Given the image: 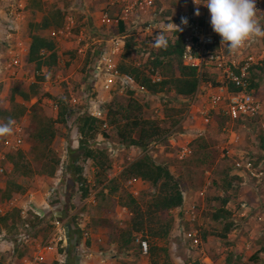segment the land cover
I'll return each mask as SVG.
<instances>
[{
    "label": "rangeland",
    "instance_id": "obj_1",
    "mask_svg": "<svg viewBox=\"0 0 264 264\" xmlns=\"http://www.w3.org/2000/svg\"><path fill=\"white\" fill-rule=\"evenodd\" d=\"M75 1L76 0H55L54 3L57 4L58 2H65L67 7H70L72 3H75ZM14 2L15 0H0V15H2L1 13L4 15L5 13L6 17L3 20L6 24L8 18L6 15V10L12 8ZM84 2L85 1L83 0H77L76 7L78 4H84ZM185 2L186 0H159L158 5L161 8H164L165 15L178 16L182 7H184ZM44 3L45 5H48L50 4V0H44ZM88 4V8H91L92 2H89ZM109 4V6H112L111 3ZM25 5L30 10L26 18L28 25L25 27L21 26L20 29L18 27L15 29L13 33H18L20 30L23 32L20 34L18 33L20 38L18 35L14 37L16 41L24 39L26 40L28 37L31 38V29L29 26V23L32 21L31 9L29 7V3L26 2ZM1 7H3L5 10L2 11ZM81 7L84 6L81 5ZM42 16L43 15L41 12L37 13L35 15L34 22L40 21ZM66 16L67 14H65L64 20H66ZM257 16L260 20V23L264 25V8L260 13L257 14ZM0 18L2 17L0 16ZM76 18L78 26L72 30V34L67 37L63 36L61 38H56L60 52V60L58 64L52 66L49 69L45 67L42 71H40L39 74H37V76H46V80L42 84L39 83L41 84L38 86L40 93L35 98L25 101L28 109L23 117L27 126L25 129V143L22 149L26 152L27 156L31 160L36 173L35 176L31 178L19 175L13 173V171L10 172L12 165L9 164V177L17 179L19 182H22L29 188L38 189L37 191L39 192V199L43 202H48L50 206L45 209V213L41 212L37 208V211L35 212L30 206L31 202H34L30 199L31 195H27L25 198L18 197L16 204H19V206L27 204V213L22 214L20 212L24 218L36 220L34 218L35 214L43 217L37 221V224L34 227L18 226L12 229L10 233L12 235L10 236L12 239H14L15 244L13 248H16L17 250L28 248V243H26L25 246H21L20 243L31 239V246L38 250L39 245H41L44 241L54 237L56 227L53 222L59 219L65 226L68 222L72 223L74 226H76L77 223L81 224L82 226L83 224H87L88 227L93 229L95 233L101 234L104 237V241L102 243L95 242L94 251L97 250V252L99 251L104 253L107 258L114 255L112 256L115 262L114 264H152L150 257L148 255L139 253V250L136 248L137 246L131 245L132 247L129 248L120 247V232L122 229H125L128 226L132 214L128 209L126 210L119 203L118 196L122 191H118L116 193H111L110 191L111 186L118 184L123 189L129 192L131 191L132 188L127 184L128 180L124 178L121 179L122 177L120 174L127 165L142 157L148 150L146 151L145 149L139 147L125 145L118 132L120 127L118 122H109L107 127H105L107 135H98L89 143L92 147L101 148L105 152V155L102 159L105 160L104 167L106 169L98 164H95L92 159L86 158L82 154V150L78 149L80 136L78 132L77 116L80 114V109L77 110L76 107L73 115L68 117L67 123H57L55 125L57 130L56 137L52 140L49 146L37 144L32 139L31 134L34 132V125L41 116L54 118L58 117V107L55 103V98L58 99L59 96L66 97V95L69 94V102H71V100L73 102V96H75L78 98V100L84 101L87 105H89L91 99H94L91 97L97 96V92H93V90L96 87L99 88L101 80H99V78L94 79L89 74L85 75L86 71L84 68L87 65H85L84 55L78 52V48L76 46H71V42H79L81 37H87L86 31H84L83 36H81V29L79 27V23L84 18V13H78ZM86 24L88 26L87 21ZM127 31L129 32V36L133 35L132 38L134 40L132 41L130 54L125 60L126 63L139 67L147 74H151L152 67H154L151 62V56L155 54V51H159L160 47L156 45V41L152 40L147 32L141 30L140 28H131ZM42 33L49 36L47 30L42 31ZM258 39H261L262 43L264 44V38ZM64 41L65 44H63ZM256 45L257 47H260V42H258ZM25 60H27V64L24 66L25 73L22 72V74H24L23 77H6L2 82L0 87V105L3 108H10L12 106L11 89L13 86H19L27 89L32 83L38 81L37 76L35 77V80L31 79L33 71L36 68L35 63H28V56H26ZM165 60L166 61H164V64L162 66H158V69H156L157 73L161 74L163 78L164 76L172 75L173 72H177L175 66L176 62L169 63L168 59ZM256 79L257 82L260 83V86L264 88V71L260 69L256 71ZM91 83H93V88L89 87V84ZM71 90L73 93H71ZM100 94V98L102 97L103 100H107L104 101V106L106 109L108 104H111L115 108L119 109H125L131 102L134 103L133 107H136L138 104L141 107L137 108L139 111H133L135 112V115L141 112L144 118L155 120L158 124H160L162 129L168 128L169 125H172L173 120H175L174 118H179V122L166 132L170 135L168 134L165 136L164 139L153 146L148 152L154 156V158L157 160L156 162L171 166L176 176H178L181 184L186 188L195 189L196 191L201 186H203V184H206L208 178V173L206 172L207 170H210V179L215 180L214 182H216L219 186H227L230 160L228 161L227 158H224L222 155L223 146L227 141V133L223 131L221 126L217 127V124H215V128H211L210 131H207L205 134H203L206 135L205 137H200L195 141L194 145L196 153L194 156L192 155L189 158H185L186 160L184 161H179L176 159V157L180 155L181 146L186 142L187 139H191L189 133L192 134L191 136L196 134L192 130L183 129V126L187 125L186 123L184 124V122H188L189 120H184V112L180 113L175 111V109L177 110V108H184L185 101L181 99V97L175 91H173L169 85H167L166 88L159 94H146L143 92H137L135 94V97H137L136 100L134 97L130 96V94H127V90L123 92L118 91L111 95H107L101 91ZM17 100L22 102L23 99L19 96ZM164 111L166 112V118ZM0 125H8V123L1 119ZM133 134H137L136 129L133 131ZM240 134L244 138V142L249 145H246V148H254L256 150L260 149L258 152L261 156H263L261 152L264 151V149L261 148L262 142L259 140V136H261L260 134H264L263 117L250 124L249 127L242 128ZM170 139H172V141H170ZM72 149L78 150L75 154L79 155V161L77 164L83 167V176L86 179V182L89 184V193L86 196H83V189L80 187L78 182L79 180H77L79 175L74 174L73 169H71L69 166L70 164L67 166V170H64L63 168L64 171L61 173V160L63 158H68L70 162V157L74 155L71 153ZM43 152H45V156H42ZM55 160H60V163L57 165L54 176L50 177L40 173L42 171V167H45L47 164H53ZM114 179L115 182H113ZM140 180L143 183H137ZM138 181L135 182V185L137 186L139 194L135 196L141 202H144L151 197V192L154 190V187L149 182L143 181L140 178H138ZM244 190H248V187L243 188L240 195H246ZM19 194L20 193H15V195L18 196ZM218 195L219 193L216 191L215 193L209 194L205 199L210 196L214 197ZM205 199L199 201L202 208V214L197 221V224L200 226V228H202L203 232L205 230L213 231V233L221 232L223 230L224 223L220 221H214L212 218H210L211 214L220 205V201L216 200L214 202V200L208 199V202L206 203ZM23 200L25 202H22ZM188 203L190 202H187V204ZM55 205H58V207L56 209H52V206ZM14 209H17V207L11 209V211ZM61 209L65 210L67 215L60 213ZM237 210L239 209L237 208ZM54 213L57 214L56 218ZM165 214L174 219L172 228L173 232L168 240L164 239L162 241L164 243L162 246L169 248V251H167V253L164 251L159 252L157 257L159 259V263L157 264H194L195 262H197V264H202L196 260L200 255L193 254L179 236L175 237V229H177L176 225L178 222L182 221V219L179 221V218H182L184 214L181 211H176V209L172 213L165 212ZM252 215L254 216L256 214L253 213ZM260 227H263V224H260ZM237 228L244 232L247 229V224L244 225L240 223ZM22 234L29 235V238L25 239ZM78 236L80 242L79 244L76 243L73 254H75L76 257L79 256L81 259H83L87 251L86 249H81L80 245H82L84 239H82V234L80 235V231L78 232ZM260 240H264V235L262 239H254L256 243L263 244V242H260ZM228 242L233 241L227 240L226 243L228 244ZM91 246H93V244L90 240L87 242V246H84V248L90 249ZM58 248L59 253L66 258V253L60 249L62 248L60 243H58ZM255 251V245L252 246L251 249H244L242 255L240 256L241 259H239V261H235L236 257L233 255L231 257L232 260L230 259V263H258L254 257L256 256L254 254ZM233 254H236V252ZM167 257L169 258L168 261L166 260ZM179 257L181 259H178ZM0 258H2V260L6 263L12 264L13 259L11 257H7L6 254L0 256ZM20 264L23 263L20 262ZM69 264H75V262L70 261Z\"/></svg>",
    "mask_w": 264,
    "mask_h": 264
},
{
    "label": "built area",
    "instance_id": "obj_2",
    "mask_svg": "<svg viewBox=\"0 0 264 264\" xmlns=\"http://www.w3.org/2000/svg\"><path fill=\"white\" fill-rule=\"evenodd\" d=\"M158 1L112 0L113 9L101 8L97 22L93 23L96 36L93 37L92 41L85 40L86 37L80 38L79 44L83 40L85 43L78 47V52H85L92 43L97 44L100 49L97 62L92 64L94 74L91 77L94 79L99 78L101 83L99 88L96 87L93 90V92H97V98L91 97L94 99H91L89 105H87L88 111L93 116L103 117L101 104L106 100L100 98L101 91L111 95L118 91L123 92L131 89L135 90L136 93L149 94L146 86L140 85L130 72L120 69V63L127 46L128 29L140 28L147 32L154 41L161 35L170 39L172 43L179 39L183 45L184 63L198 67L200 79L197 91L191 98L187 99L188 104L184 110V120H189L188 123H191V125H185L183 129H189L197 135H202L210 131L211 128H215V124L218 126L219 122L223 131L227 133V141L223 146L222 155L231 160L232 172L243 177L242 184L246 183L247 178L262 177L264 167L261 162L256 167L255 162L258 157L253 156L249 151L250 149L246 148L247 144L240 132L242 128L248 127L249 122L264 115V88L257 84V79L254 77V73L259 70V65L262 64L264 59V44L261 39L257 38L238 54L231 53L227 46H221V37L213 31L210 24V13L204 4L197 5L194 0H186L183 10L179 12L178 16H168L165 15L164 8L158 5ZM196 2L200 3L201 0H196ZM80 6L78 4L77 7L67 10L63 27L48 29L49 36L61 38L72 34V30L78 23L77 12L75 13V11ZM24 7L25 2L15 0L12 8L6 10L8 17L6 24L8 29L7 38L11 39L13 32L17 29L15 20L21 16ZM256 7L258 14L264 8V0H256ZM197 9L200 12L198 16L196 15ZM182 18H186V24L182 23ZM92 21L95 20L92 18ZM121 23L125 25V31H120L119 26ZM170 23L178 25L179 30H171L175 28V25L172 24L170 29ZM80 34L83 36V32H80ZM258 42H260V47L256 45ZM2 46L3 49H0V87L6 77H19L22 73L21 69L25 73L24 66L27 64V60H25L27 48L21 41L17 45L3 42ZM39 73V70L34 69L31 79L35 80ZM204 73L208 74L206 77L208 79L204 78ZM151 79L153 82H158L161 80V75L156 71L151 75ZM71 93H73L72 90ZM183 99L186 101L185 98ZM71 103L74 105L81 104V101L73 96V102L71 100ZM8 126L11 128V132L0 136V215L15 207L19 208L22 214H26L27 204L22 206L16 204L18 197L1 199V190L5 188L7 180L8 154L23 147L27 125L24 117H21L12 120ZM164 138L153 140L148 145L147 150H151ZM190 143L191 139H187L182 146L183 148L181 147L180 153L182 156L191 153ZM63 168L64 162L62 161L61 173ZM206 172L208 178L205 187L200 191L202 196L205 195L206 189L213 183V180L209 178L210 170ZM135 181V179H130L128 183L133 185ZM134 192L138 193L137 190H134ZM242 206L247 207L248 205L242 204ZM57 207L58 205L52 206V209ZM31 208L35 212L37 211L35 207L31 206ZM187 213L192 221L196 220L198 205L193 203ZM54 215L56 218L57 214L54 213ZM234 216L238 218L247 217V209L243 211L236 210ZM53 224L56 227L54 237L40 245V249H38L39 251L33 260L34 263L45 261L47 253L59 252L58 243L64 247L66 246L65 225L59 219L54 221ZM79 226L82 230V239H84L82 245L85 247L90 240L98 243L104 241V237L95 233L87 224H83V226L79 224ZM179 228L182 239L188 243L190 250L201 249L203 239L198 227L186 228L181 225ZM22 235L25 239L29 238L27 234ZM1 238L2 233L0 232ZM135 242L143 255L150 253V242L147 238L139 234L136 236ZM64 257L60 261L64 262Z\"/></svg>",
    "mask_w": 264,
    "mask_h": 264
},
{
    "label": "trees",
    "instance_id": "obj_3",
    "mask_svg": "<svg viewBox=\"0 0 264 264\" xmlns=\"http://www.w3.org/2000/svg\"><path fill=\"white\" fill-rule=\"evenodd\" d=\"M26 2L29 3L32 15V21L29 23L32 40L29 47L28 62L35 63V67L39 71H42L45 67L49 69L52 66L58 64L60 60L59 46L56 38L44 35L42 31H48V29L52 27L56 29L63 27L65 22L64 17L67 11H63V9L59 6V3H50L48 5H45L44 0H28ZM39 12L43 13V16L40 21L34 22L35 15ZM80 29V32H87V39L85 40L92 41L93 37L96 36V33H94V26L91 23H88L87 28L80 27ZM119 29L120 31H125V25L121 23ZM132 36L133 35L128 36L127 38V46L123 55V59L120 63V69L125 72H130L136 78L140 85L146 86V88L152 93L161 92L166 88L167 85H169L173 89V91L186 99L185 101L182 98L185 101L184 108H177V110L175 109V111L177 112H184L186 105L188 104L187 99L191 98V96L197 91L200 79L198 67L184 63L183 45L181 41L178 39L176 40V42L172 43L170 39L166 38L167 46L160 47V50L155 51V54L151 56V62L154 66L152 67V72H155L156 69H158V66H162L164 64V61H166L165 59H168L169 63L176 62L175 66L177 69V72H173L172 75L164 76V78H162L159 82H153L150 74H147L139 67L127 64L125 61L130 54V48L132 46V41L134 40ZM84 43L85 41L83 40L81 41L80 45ZM99 50V46L95 43H92L89 49H87L85 52H79L84 55L85 65H87L84 68L86 71L85 75L89 74L92 76L94 74L92 72V64H95L97 62L99 57ZM259 69L264 71V59L262 61V64L259 65ZM207 75V73H204V78H206ZM254 77L256 78V73H254ZM37 79L38 81L32 83L27 89L19 86L12 87V106L10 108H3L0 105V120L2 119L6 123L10 124L12 120L20 119L21 117H23L28 109L25 101H29L35 98L40 93V91L38 90V86L46 80V76L38 75ZM257 84L260 85V83L258 82ZM89 87H93V83L89 84ZM127 94H130V96L134 97L135 100L137 99V97H135V90L128 89ZM19 96L23 99L24 102H20L17 100ZM68 96L69 94H67L66 97L59 96L58 99L55 98V103L58 107V117L54 118L41 116L34 125V132H32L31 134L32 139L37 144L49 146L52 140L56 137L57 130L55 125L57 123H67L68 117L73 115L76 107L77 110L80 109V114L77 116L78 132L80 136L78 149L82 150V154L86 158L92 159L95 164L100 165L104 169H106L104 167L105 160L102 159L105 155L104 150H102L101 148H94L89 143L98 135H107L105 127H107L109 122H118V125L120 126L118 132L125 145L135 146L145 150H147L148 145L153 140L165 137L167 135L166 132L169 131L168 129L175 126L179 122V118H174L175 120H173L172 125H169L168 128L162 129L160 124H158L155 120L144 118L141 112L135 115V112L133 111H139V109L137 108H140L141 106L137 104L136 107H133L134 103L132 102L129 103V105L125 109L115 108L111 104H108V107L106 109L104 106L105 102L103 101L101 106L104 116L97 117L93 116L88 111L86 102L81 101V104L79 103L74 105L69 102ZM164 115L166 118V112ZM261 117L264 118V115H262ZM257 120L258 118L249 122L248 127L250 126V124L256 122ZM135 129L137 131V134L134 135L133 131ZM260 135L261 136H259V140L262 142L261 148L264 149V134ZM194 141L191 143V145L194 144ZM77 151L78 150L72 149L71 153L74 155L70 157V162L68 158H63L61 160V163L62 161L64 162V170H67V166L70 164L69 166L71 169H73L74 174L79 175L77 180H79L78 182L80 184V187L83 189V196H86L89 193V184L86 182V179L83 176V167L77 164V162L79 161V155H75ZM195 153L196 150L193 152V156L195 155ZM45 155V152H43L42 156ZM262 155L263 156H259V160L255 162V165H258L259 162L264 160V154ZM176 159H178L179 161L186 160L180 155H178ZM8 161L12 165V169L10 170V172L13 171V173L30 178L35 176L36 172L33 168L32 162L22 148H20L16 152H10L8 154ZM156 161L157 160L152 154H150L149 152H145L142 157L127 165L120 174V176L122 177L121 179L124 178L129 180L130 178H141L142 180L149 182L154 187V190L151 192V197L148 200L141 202L131 191L129 192L123 189L119 184L110 187L111 193L122 191L118 196L119 203L123 207H126L132 214L128 226L125 229H122L120 232V247L129 248L132 246H137L136 248L140 253V248L135 242V239L138 234H141L144 238H147L149 239V241H151L150 253L148 256L150 257L152 264L159 263V259L157 258L159 252L164 251L167 253V251H169V248L159 245L158 243L159 239L168 240L173 232L172 228L174 219L166 215L165 212L172 213L179 207L181 209L178 211L183 210L185 206L184 195L185 192L189 189L181 184L178 176H176L171 166L164 163H158ZM59 163L60 160H55L53 164H47L45 167L41 168L42 171L40 173H43L46 176L50 177L54 176L57 165ZM229 167V169H231L232 166L230 165ZM10 172L7 173L5 188L1 190V199H9L13 196V194L24 193L29 188L27 185H24L17 179L10 178ZM241 179L242 178L238 175L228 174L227 185L232 186L234 182L237 183L241 181ZM113 182H115V179L113 180ZM208 195L209 193L206 192V197ZM197 197L198 199H200L199 196ZM236 198H238V196H236ZM208 199L220 201V205L211 214V216L214 219L224 223L223 230L221 232H215V234L225 239L227 238L228 232L235 225L237 226L236 221L231 218L233 214L232 211L226 207L230 198L218 195L209 197ZM20 212L21 210L17 208L12 211L8 210L5 214L0 215V231L5 230L6 234L12 235L10 233L13 228H16L18 226L34 227L37 224V221L42 219L41 217H43L35 214L34 218L36 220H32L29 218H24ZM181 219L182 218H179V221ZM183 223H185V225L188 227L190 226L188 221H184ZM79 231L81 235L82 230L79 226V223H77L76 226L73 225L71 231V239L73 241V244L71 243L68 252L66 246H62V248H60L63 252L66 253L67 257H69V262H75L76 260V255L73 254V251L76 243L79 244L80 242V239L78 238ZM209 233L211 232L206 230L203 232V236L205 239H207ZM177 236H179L182 240V236L179 230L175 232V237ZM255 255L256 256L254 257L257 258L258 254ZM168 259L169 258L167 257L166 260L168 261ZM0 264H6L5 261L2 260V258H0ZM36 264L48 263L37 262ZM51 264H60V261L54 260ZM194 264H197V262H195Z\"/></svg>",
    "mask_w": 264,
    "mask_h": 264
},
{
    "label": "crops",
    "instance_id": "obj_4",
    "mask_svg": "<svg viewBox=\"0 0 264 264\" xmlns=\"http://www.w3.org/2000/svg\"><path fill=\"white\" fill-rule=\"evenodd\" d=\"M21 1L25 2L26 4L25 0H21ZM83 1L85 2L84 4H81V5L84 7L80 6L75 11V13L77 12L76 15H78V13L80 14L84 13V18L79 23V27H83V28H87L85 27L87 26L86 21L88 23H91L92 25L94 22H97L101 8H112V6H109L110 5L109 3H111L112 0H83ZM54 2L55 0H50V3H54ZM76 2L77 0L75 1V3H72L70 7H67L65 2H58V3H59V6L63 9V11H67L75 7ZM89 2H92L91 8L90 7L88 8ZM1 9L2 11L5 10L3 7H1ZM181 10H183V7ZM29 11L30 10L25 5L24 9L21 12V16L19 18H16L17 20H15V25L19 29L21 26L25 27L26 25H28V21L26 18L28 16ZM1 14H2L0 15L2 17L0 18V46H1V49H3V46H2L3 42L4 43L9 42L11 44L17 45L18 41H21L24 44V46L27 48V56H28L31 38L28 37V39L26 40L24 39V40L16 41L14 37L18 35V37L20 38L19 34L23 33L21 30L18 32L19 34L13 33V36L11 39L7 38L8 29H7L5 21L3 20L5 19L6 16H5V13L4 15L3 13ZM92 18L95 21H92ZM85 19H88V20H85ZM71 43H72L71 46L73 45V46H76L77 48L80 46L79 42L77 41L71 42ZM63 44H65V41L63 42ZM21 72H23V69H21ZM20 76L23 77L24 74L21 73ZM22 102L24 101L22 100ZM140 182L143 183L142 181H138L137 183H140ZM245 187H248V186H245ZM37 190L38 189L36 188H29L27 189L25 194L20 193L19 196L13 194V196L25 198L27 195H31L30 199L34 201V202H31V206L35 208L39 207L38 209H42V212H46L45 209H47V207L50 206V204L48 202H43L42 200L39 199V192ZM196 191L195 189H190V188L188 189L187 192L189 193H188L186 202L194 201V198L197 194ZM244 191L245 192L251 191V189L250 187H248V190H244ZM243 197H245L251 203L256 205V208L254 210L256 215L252 217H248V219L246 218L245 221L242 220L244 225L247 224V229L244 232L240 231V229H233V231L228 233L227 239H223L220 236L209 233L207 236L203 251L193 253L196 255L197 254L200 255L198 259L196 260L199 261L200 259L202 262L204 261L210 264H231L230 259L232 260L231 257L233 255L236 257L235 261H239V259H241L240 256L242 255V252L244 251V249H251V247L255 245L256 251L254 252V254H258V257L255 258L256 261H258V263H254V264H264V240L263 241L260 240V242H263V244H259V243H256V241H254V239H262L264 235V195L260 197L255 191H251L249 196L241 195L240 201L243 200ZM208 198L205 199L206 203L208 202ZM215 201L216 200H214V202ZM22 202H25V201L23 200ZM233 203H237V202L236 201L230 202L228 203L227 207L228 208L232 207L234 205ZM180 209L181 208L179 207L176 210L178 211ZM238 219L239 218H237V220ZM260 224H263V227H260ZM0 232L2 233V238L0 239V256H3L4 254H6L7 257H11L13 259L12 264H20V262H22L23 264H36L37 263V262L34 263L33 260L39 250H36L35 247L31 246V239L20 243L21 246H25L26 243H28V248H24L23 250H17L16 248L15 249L13 248L15 244L14 239H12L10 235L6 234L5 230H2ZM225 240H229L233 242H228L227 244ZM162 241L163 240L161 239L158 240L159 245H164ZM94 243L95 241L92 242L93 246H91L90 249L89 248L86 249L88 253L86 252L85 257L81 259V264H114L115 262H114V259L112 258V256L114 255L107 258L104 253L99 252V251L97 252V250L94 251ZM83 246L84 245L81 246V249L85 250ZM39 249H40V245H39ZM235 252L236 254H233ZM62 258L63 256L59 252H50V253H47V259L43 262L51 264L54 260L60 261V259ZM64 259L65 261L64 262L60 261V264L70 263L69 257H66V258L64 257Z\"/></svg>",
    "mask_w": 264,
    "mask_h": 264
},
{
    "label": "clouds",
    "instance_id": "obj_5",
    "mask_svg": "<svg viewBox=\"0 0 264 264\" xmlns=\"http://www.w3.org/2000/svg\"><path fill=\"white\" fill-rule=\"evenodd\" d=\"M194 3L197 4V5H200L202 3V4H204L207 7V9H208V11L210 13V24H211V27H212L213 31L215 33H217L221 37V41H220L221 46H227L228 50L231 53L238 54L242 49L247 47L249 43L255 41L257 38H264V25H262L260 23V20H259V18L257 16V10L258 9L256 7V0H201L200 3H197L196 0H194ZM196 15L197 16L200 15V12H199L198 9H197ZM182 23H184V24L187 23L186 18H182ZM172 24H174V23H170V29H171V25ZM174 25H175V28L171 29V30H179V26L176 25V24H174ZM156 45L158 47H166L167 46V39L164 36H162V35L159 36L157 38V40H156ZM155 72H151L150 76L153 73H155ZM162 78L163 77H161V79ZM150 93H152V92L149 91V94ZM159 93H161V92L152 93V94H159ZM180 97H181V99L183 98L182 96H180ZM186 124L189 125V126L191 125L188 122H186ZM219 126H220V124L218 122V126L217 127H219ZM10 132H11V128L8 125H0V135L8 134ZM166 134H169V133H166ZM195 134L196 135L191 136L192 134L189 133V136L191 137V143L195 139H199L200 137H205L206 136V135H203L205 133L202 134L203 136L202 135L201 136L197 135V133H195ZM195 141H194V144H195ZM191 143L189 145L191 147V153L189 155H185V156H182L181 153H180V156L182 158H189L190 156L193 155V152L195 151V145L194 144L191 145ZM182 148H180V150ZM259 150H256V149L252 148L249 151L252 153L253 156H257L258 160H259V156H260V154L258 152ZM261 153L264 154V151H262ZM224 158H227V157H224ZM227 160L229 161L230 159L227 158ZM261 163H262V166L264 167V160L261 161ZM230 165H231V160H230ZM257 166H259V165H256V167ZM232 171H233V169L231 167V169L229 170V175H238V174H235ZM238 176H240V175H238ZM240 177L242 178L241 181H239L237 183L234 182L232 184V186H228V185L227 186H225V185L219 186L212 179L213 180L212 185L206 189V192H208L209 194H212V193H215L216 191H218L220 196L229 197L230 200L228 201V203L233 202V201L237 202V203H233L234 205L232 207H230V208L227 207L228 204L226 205V207L228 209H230L232 211V213H233L232 217H231L233 220L238 218V217L234 216V214H236L237 208L240 211H243V210L247 209L248 216L247 217H241L238 220H235L236 223H237V226L235 225L228 233L233 231V229H238L237 227L240 225V223L243 224V221H245L246 218L248 219V217H251V215L253 213H255L254 212V210L256 208L255 204L251 203L245 197H243V200L240 201V198H241L240 194H241V191L243 190V188H245V186H248V187H250L251 191H255L260 197H262L264 195V175L262 177H260V178H257V177H253L251 179L247 178L245 184H242V181H244V179H243L242 176H240ZM130 179H135L136 181L138 180V178H130ZM135 182H134L133 185H130L129 183H127V184L132 188L131 192L134 195H138L139 191L137 189V186L135 185ZM204 187H205V184H203V186H201L196 191L197 194H196V197H195L194 201L190 202L188 204L186 202L187 197H188V193H187V191L185 192V195H184L185 206H184V209L181 210L185 217L183 216L182 217L183 220L181 222L177 223V225H176L177 229L175 230V232H177L178 230L180 231L179 227L181 225H184L186 228H190V227L195 226V227H198L200 229L201 235H202V239H203V245L201 246V249H198V250L193 249V250H191L192 253H194V252H202L203 249H204V246H205V242H206V239L203 236V230L197 224V221L199 220V218H200V216L202 214V210H201L202 208H201V205H200L199 201L200 200H204L206 198V192H205L204 196L200 195V191ZM134 190H137L138 193H135ZM251 191L245 192L246 195L249 196ZM197 196H199L200 199H198ZM236 196H238V198H236ZM193 203L198 205L197 219L194 220V221H192L189 218V215L187 213V210L191 207V205ZM242 204H247L248 206L247 207L245 206L246 207L245 208V207L242 206ZM124 208L127 209L126 207H124ZM250 209H251V211H250ZM38 210H40L42 212V209H38ZM43 213H45V212H43ZM60 213H63V215H67L65 210H62V209H61ZM210 218H212L214 221H218V220L214 219L212 216H210ZM184 221H188L190 226L189 227L186 226L185 223H183ZM68 223H70V222H68ZM71 231H72V229L70 230V234H71ZM206 231H209L212 234H215V233H213V231H210V230H206ZM227 238H228V235H227ZM227 238H225V239H227ZM182 241H183V239H182ZM225 241H227V240H225ZM71 243H72V239H71ZM183 243L186 244L188 249H189L188 243H186L185 241H183ZM140 253H141V251H140ZM178 259H181V258L179 257ZM199 262H200V260H199ZM201 263L202 264H210V263L204 262V261L203 262L201 261Z\"/></svg>",
    "mask_w": 264,
    "mask_h": 264
},
{
    "label": "water",
    "instance_id": "obj_6",
    "mask_svg": "<svg viewBox=\"0 0 264 264\" xmlns=\"http://www.w3.org/2000/svg\"><path fill=\"white\" fill-rule=\"evenodd\" d=\"M72 229V224L67 223L65 226V236H66V247H67V252L70 249L71 246V234L70 230ZM75 264H81V259L79 256L76 257Z\"/></svg>",
    "mask_w": 264,
    "mask_h": 264
}]
</instances>
